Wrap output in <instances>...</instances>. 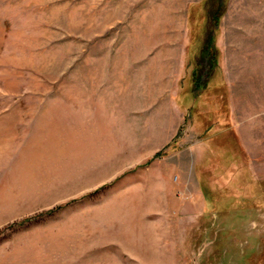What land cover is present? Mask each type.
<instances>
[{
	"label": "rangeland",
	"instance_id": "obj_1",
	"mask_svg": "<svg viewBox=\"0 0 264 264\" xmlns=\"http://www.w3.org/2000/svg\"><path fill=\"white\" fill-rule=\"evenodd\" d=\"M0 0V264H264V0Z\"/></svg>",
	"mask_w": 264,
	"mask_h": 264
},
{
	"label": "trees",
	"instance_id": "obj_2",
	"mask_svg": "<svg viewBox=\"0 0 264 264\" xmlns=\"http://www.w3.org/2000/svg\"><path fill=\"white\" fill-rule=\"evenodd\" d=\"M202 10L205 13L201 45L195 55L194 88L199 90L216 73L218 50L214 44L215 34L221 17L225 14L227 0H203Z\"/></svg>",
	"mask_w": 264,
	"mask_h": 264
}]
</instances>
